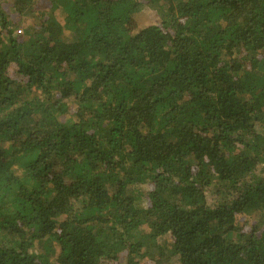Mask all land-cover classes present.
<instances>
[{
  "label": "trees",
  "instance_id": "16d2710c",
  "mask_svg": "<svg viewBox=\"0 0 264 264\" xmlns=\"http://www.w3.org/2000/svg\"><path fill=\"white\" fill-rule=\"evenodd\" d=\"M260 164L264 0L0 3V264H264Z\"/></svg>",
  "mask_w": 264,
  "mask_h": 264
},
{
  "label": "rangeland",
  "instance_id": "374dc122",
  "mask_svg": "<svg viewBox=\"0 0 264 264\" xmlns=\"http://www.w3.org/2000/svg\"><path fill=\"white\" fill-rule=\"evenodd\" d=\"M7 2H8V0H0V3H5V4H7ZM143 9H144V12H142V14H141V16H148V17H150V19H159L160 18V14H159V12L156 10V9H154V8H152L151 6H149V5H145V6H143L142 7ZM37 21V19L36 18H34L33 16L31 17H25L24 18V20H23V22H24V25H21L20 27H19V31H22V27H25V26H32V25H34L35 24V22ZM38 22V21H37ZM68 104H69V106H70V108H71V110H75L76 108H77V105H76V103L75 102H73V101H68ZM67 116V115H66ZM258 174H260V175H263L264 174V166L262 165V164H260L258 167H257V171H256ZM143 189L145 190V191H147V189H148V186L147 185H144L143 186ZM209 199L208 200H212V196L214 197V194L211 192L210 194H209ZM160 240H162V239H160ZM177 258V257H176ZM176 258H174V260L170 263V264H179L178 263V260L176 259Z\"/></svg>",
  "mask_w": 264,
  "mask_h": 264
}]
</instances>
